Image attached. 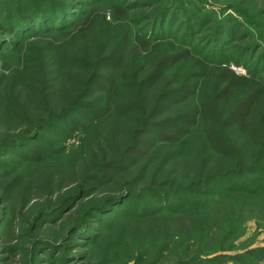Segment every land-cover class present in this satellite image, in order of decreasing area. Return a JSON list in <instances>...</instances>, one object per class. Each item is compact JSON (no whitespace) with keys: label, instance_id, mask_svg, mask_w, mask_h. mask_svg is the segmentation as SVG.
<instances>
[{"label":"trees","instance_id":"1","mask_svg":"<svg viewBox=\"0 0 264 264\" xmlns=\"http://www.w3.org/2000/svg\"><path fill=\"white\" fill-rule=\"evenodd\" d=\"M214 1L219 3L212 0L215 9L204 0H0V68L11 69L20 80L19 70H24L20 85L26 86V96L39 95L45 106L31 118L23 117L17 128L0 126V240L9 217L21 218L33 238L30 249L5 247L8 263L91 264L92 250L122 215L155 220L198 213L208 244L213 227L206 211L216 201L228 195L264 197V20L250 18L232 4L236 0ZM239 1L264 5V0ZM96 27L115 31L108 51L89 56L83 46L75 52L72 40L86 39ZM242 37L250 39L239 44ZM47 54L50 60L56 58L59 83H70L59 95L57 103L64 105L57 112L47 107V95L55 91L32 84L34 74L46 83ZM167 73L179 80L163 83ZM78 83L81 93L74 92ZM159 83L165 88L153 94ZM11 85L0 98L4 112L18 104ZM132 113L137 117L130 142L95 173L82 174L57 191H42L17 213L8 209L23 185L22 171L44 166L64 149L46 144L45 132L61 136L64 143L82 131L86 134L88 127L91 131L102 119L129 121ZM159 157L174 160L168 173L182 167L178 179L140 187L134 180L122 181L141 161ZM208 163L211 169H206ZM120 181L116 193H100L105 185ZM238 221L213 246L216 251L200 252L199 247L190 252L183 229L178 240H163L155 260L264 264V246L224 253L229 237L241 234ZM182 248L184 254H177ZM114 255L100 260L120 262L121 251ZM146 255L138 250L134 264H143Z\"/></svg>","mask_w":264,"mask_h":264},{"label":"rangeland","instance_id":"2","mask_svg":"<svg viewBox=\"0 0 264 264\" xmlns=\"http://www.w3.org/2000/svg\"><path fill=\"white\" fill-rule=\"evenodd\" d=\"M204 1L208 8L215 9L217 7L212 5V0ZM213 2L214 4H219L214 0ZM232 4H235L240 10L246 11L247 15L249 17L251 16L250 18L253 17L255 21L260 22L261 20H264V5L254 7L251 4L243 3L239 0L233 1ZM229 12L231 11H227L225 14ZM114 35V30L106 31L102 28L98 29V27H96L87 34L86 39L85 37L80 36L74 38L71 44L73 45L75 52H78V50L83 51L82 47L84 46L88 55L91 56V54L104 52L105 50L108 51L114 40ZM248 39L250 38L242 37L239 44H245ZM69 41H71V39L68 40V42ZM48 55L49 54H47L46 59V83H39V75L34 74L32 78L37 79L33 80L32 84L36 88L38 87V89L45 86L46 88H49L50 92L51 90L55 91L53 96L51 94L47 95L49 103L47 107H49L50 110H54L53 112H57L60 110L61 106L64 105L63 103H57L59 95L70 83H59L61 80L58 78L56 65L54 64L56 58L53 60L51 58L50 60L48 59ZM48 62H50V64ZM32 66L36 69L34 64ZM231 67L240 74L246 72L242 67ZM128 68H126L125 73H127V71L129 73L130 69ZM19 71L21 80L13 76L14 74H12L13 72L11 69L0 68V98L8 91V86H12L11 84H14L13 88H15V97H18V104L16 107L7 108V112L0 110V126L9 125L11 129L23 125V117L31 118L35 112L42 111L45 107L40 104L39 95L35 96L29 93L27 94L28 96H26V92L28 93V91L26 86H22L24 81L23 77L26 72L22 69ZM169 76V73H167V79L165 81L163 80V83H176L175 80H179V77L176 78L174 76ZM21 83L22 85H20ZM159 84V88H155L152 91L153 94L154 91L155 93H158V89L163 87L162 83ZM82 89V83H78L75 85L74 92L81 93ZM37 101L39 102L37 103ZM143 108L146 109V107ZM39 113V116H43L41 112ZM44 115H46V112H44ZM130 115L131 118H129V121L125 119L118 122L112 118L108 120L107 118L102 119L91 131L88 127L86 129V134L82 131L74 137H69L64 143L62 142L61 136L57 137L51 134V132H45L44 139L47 140L46 144L50 143V145L55 147L63 145L64 149L61 154L51 157L52 159L44 166H41L38 169H35V167H26L22 171L24 178L23 185L17 190L13 200L8 204V209L17 213L24 205H32L35 201L34 199L39 198L42 191L44 193L47 191H57L58 189L72 185L73 179L78 178L82 174L95 173L96 168H98L101 163L110 159L115 151L122 150L123 147L130 142L132 136L130 135V132L135 127L134 124L136 122L135 118L137 117V113H132ZM133 119L134 121L132 122ZM19 131L20 129L15 132ZM53 140L55 141L54 143L57 144H54L52 142ZM173 161L174 160L169 159L161 160V157L154 158L152 161L143 160L130 172L129 175H125L122 178V181L134 180L137 183L136 186L140 187L142 185L158 186L165 182L163 180L167 178L169 179V177L170 179H178L182 174V167L180 165L174 166L175 171L168 173L170 170L169 167L174 164ZM206 165V169H211L213 164L208 163ZM191 170L193 174L195 171L193 169ZM192 174L190 176H192ZM151 178H153V180ZM170 179L168 181H170ZM121 185V181L116 184L115 182L107 184L100 189V193H116ZM216 202L217 203H215L213 207L206 211V221L210 222V225L213 227L210 239H208V244H206L207 238L204 236L201 220L199 218L200 214L198 213L193 217L187 218H182L176 215H167L155 220L132 219L126 215H122L117 218L115 223H113L112 228L108 230L105 235L101 236L98 245L92 250L93 260L91 264H105L100 260L103 256H106L109 253V259H111L115 256L114 254H116V252L120 251L122 255H120L122 257L120 262L112 261L111 263L106 262V264H134L132 257L141 249L147 251V255L145 256L146 260L143 264H155V262H157L156 264H162L167 259L159 256L158 259L155 260L157 257V249L165 238H174L178 240L182 237L184 235L183 229L187 230L186 241L189 244H185L189 246L191 245V247L188 248L190 252H194L197 249L199 250V247L201 248L200 252L205 251L204 248H210V252L216 251V248L213 246L218 245L221 237L227 236L226 232H228L232 227V224H236L235 222L238 220H242L241 234L236 238L234 235V238L232 236L229 237L231 238L229 239V243L225 244V249L227 248V245H229V249L225 250L224 253H242L244 250L264 246V197L228 195ZM119 209L120 208L118 207L114 210L118 211ZM20 219L18 218L16 221H13L12 218L11 220L10 217L7 218L8 224L5 225L4 228V239L2 238L0 240V264H10L5 260L9 255L4 252L5 247L18 245L20 247H25V249L31 248L33 238L29 236L28 227L24 225L22 219ZM194 220H196V223H191V221ZM109 221H111V219ZM106 230L107 229H103V231ZM117 239H121L120 242L122 243L113 244ZM110 245L115 246L114 250L113 248H109ZM125 245H128L127 249H124ZM202 245L206 246L203 247ZM184 251L185 249L182 248L178 250L177 254L182 255V253L184 254ZM96 256H98V258ZM174 258L175 254H173L170 259ZM81 261L83 260L80 259L79 263ZM25 264L27 263L25 262Z\"/></svg>","mask_w":264,"mask_h":264}]
</instances>
